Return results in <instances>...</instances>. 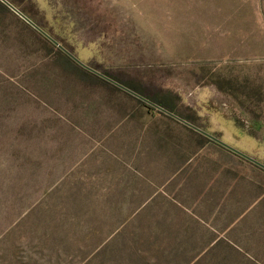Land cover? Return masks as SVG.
Listing matches in <instances>:
<instances>
[{"label": "rangeland", "instance_id": "1", "mask_svg": "<svg viewBox=\"0 0 264 264\" xmlns=\"http://www.w3.org/2000/svg\"><path fill=\"white\" fill-rule=\"evenodd\" d=\"M8 1L0 264H264V0Z\"/></svg>", "mask_w": 264, "mask_h": 264}, {"label": "water", "instance_id": "2", "mask_svg": "<svg viewBox=\"0 0 264 264\" xmlns=\"http://www.w3.org/2000/svg\"><path fill=\"white\" fill-rule=\"evenodd\" d=\"M4 2H6L13 10H15L18 14H20L24 19H26L28 22H30L31 24H33L35 27H37L41 32H43L48 38H50L54 43L59 44V42L57 40H55L51 35H49L46 31H44L40 26H38L35 22H33L27 15H25L21 10H19L15 5H13L11 2H9L8 0H2ZM60 47L66 51L77 63H79L81 66L91 70L92 72H95L96 74L102 76L103 78L115 83L116 85H118L119 87L125 89L126 91L132 93L133 95L143 99V100H146L150 103H152L150 100H148L147 98L143 97L142 95L138 94L137 92L133 91L132 89L126 87L125 85L119 83L118 81L112 79L111 77L105 75L104 73L98 71L97 69L91 67L89 64L85 63L83 60H81L80 58H78L76 55H74L72 52H70L69 50H67L65 47H63L62 45H60ZM162 110H164L165 112L167 113H171L170 111L164 109L163 107L159 106ZM176 116V115H174ZM177 118L181 119L184 123H186L188 126L196 129L197 131H199L200 133L206 135L207 137H209L210 139L220 143L221 145L227 147L228 149L232 150L233 152L247 158L248 160L256 163L257 165L261 166L264 168V163L259 161L258 159L248 155L247 153L241 151L240 149L228 144L227 142H225L224 140H222L221 138H219L218 136L194 125L193 123L185 120V119H182L178 116H176Z\"/></svg>", "mask_w": 264, "mask_h": 264}, {"label": "trees", "instance_id": "3", "mask_svg": "<svg viewBox=\"0 0 264 264\" xmlns=\"http://www.w3.org/2000/svg\"><path fill=\"white\" fill-rule=\"evenodd\" d=\"M52 33V32H51ZM49 34V33H48ZM50 35V34H49ZM55 40H57L58 41V38H57V36H54V35H51ZM58 42H61L60 40L58 41ZM60 44V43H59ZM61 45V44H60ZM59 45V46H60ZM63 47H65L67 50L68 49H70L68 46H67V44H64V45H62ZM62 49V48H61ZM72 50H70V52H71ZM60 52L63 54V57L67 60V61H69V62H71L73 65H75L76 67H78L80 70H82L83 72H85V73H88V74H90V75H92V76H94V77H97V78H100V79H102L101 77H99L98 75H96V74H94L91 70H89V69H87V68H85V67H83V66H81L79 63H77L66 51V53H64L62 50H60ZM73 53V52H72ZM74 54V53H73ZM75 55V54H74ZM78 57V56H77ZM79 58V57H78ZM91 67H93V68H95V69H97L98 71H100V72H102V73H104L105 75H107V76H109V77H111L112 79H114V80H116V81H118V82H120V83H122L123 85H125L126 87H128V88H130V89H132L133 91H135V92H137L138 94H140V95H142L143 97H145V98H147L148 100H150L152 103H154V104H157L158 106H161V107H163L164 109H166V110H168V111H170V112H173V111H175L174 110V106H173V103H171V101L167 98V97H156V96H153V95H151V94H149V93H147L146 91H144V90H142L141 88H139L138 87V85H136V84H132V83H130V82H125V81H123V80H121V79H119V78H116L115 76H113V75H111V74H109V73H107L106 71H103L102 69H100V68H98V67H96V66H94V65H92V64H89ZM132 94V93H131ZM141 101V100H140ZM143 102V101H142ZM186 119H188V120H190V121H192L190 118H187V117H185ZM201 135H202V133H201ZM202 136H204V135H202ZM209 140H211V139H209Z\"/></svg>", "mask_w": 264, "mask_h": 264}]
</instances>
